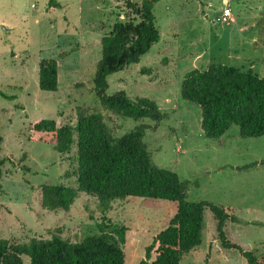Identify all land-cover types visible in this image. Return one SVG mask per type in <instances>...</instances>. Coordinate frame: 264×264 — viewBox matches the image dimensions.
<instances>
[{"label": "rangeland", "instance_id": "rangeland-1", "mask_svg": "<svg viewBox=\"0 0 264 264\" xmlns=\"http://www.w3.org/2000/svg\"><path fill=\"white\" fill-rule=\"evenodd\" d=\"M0 0V239L25 242L58 234L71 243L125 227L124 264H140L145 249L168 225L177 204L130 197L101 212L95 197L80 194L69 211L41 205L43 186H76L77 136L69 152L27 140L28 126L50 119L75 128L79 114L99 113L119 138L146 126L143 143L151 164L186 183L188 202H208L238 218L226 223L228 241L264 264V137L242 138L232 126L219 139L203 137L199 109L180 97L183 76L214 63L264 77V0H160L153 8L160 40L136 64L107 79L106 95L124 91L157 106L160 121L135 122L100 104L94 89L104 31L125 18L126 0ZM140 4L142 0H130ZM32 5L34 6L32 8ZM224 8L231 20L217 19ZM54 59L56 92L38 88V63ZM12 97L13 99H9ZM108 225V221H105ZM155 255H152L151 261ZM29 264L28 258H23ZM180 264H246L238 251L221 247L216 222L204 214L203 243Z\"/></svg>", "mask_w": 264, "mask_h": 264}, {"label": "trees", "instance_id": "trees-1", "mask_svg": "<svg viewBox=\"0 0 264 264\" xmlns=\"http://www.w3.org/2000/svg\"><path fill=\"white\" fill-rule=\"evenodd\" d=\"M159 1L142 0L135 4L126 0L122 7L125 18L116 22L111 30L104 31L100 41V60L93 79L96 95L103 108L135 122L160 121L162 115L155 103L146 98L135 101L124 91L106 95L107 79L138 63L159 42L160 34L153 14ZM58 8L60 5L55 0H49V11ZM57 86L56 60H40L39 90L56 92ZM0 96L5 98L1 92ZM180 97L199 109V126L206 139H219L232 126L239 128L242 138L264 137V77L252 71L244 72L220 63L211 64L204 70H191L183 76ZM146 129L140 125L115 138L99 113L79 114L75 128L58 127L50 119L30 123L27 140L51 145L60 155L69 152L74 133L77 136L76 186H43V208L69 211L80 194L95 197L99 210L104 213L109 211L113 201L130 197L176 203L175 214L146 247L145 259L140 264H180L185 254L202 245L204 214L209 211L216 222L221 247L238 251L246 264H259L251 251L243 250L226 238V223L239 221L235 215L212 203L186 201V183L176 173L151 164L143 143ZM5 161L0 159V172ZM110 226L111 222L103 218L96 225L99 235L78 243H71L58 234L25 242L0 239V264H24V257L28 258L29 264H124L120 245L125 244L127 229L121 227L106 232ZM153 254L155 257L151 261Z\"/></svg>", "mask_w": 264, "mask_h": 264}, {"label": "built area", "instance_id": "built-area-1", "mask_svg": "<svg viewBox=\"0 0 264 264\" xmlns=\"http://www.w3.org/2000/svg\"><path fill=\"white\" fill-rule=\"evenodd\" d=\"M34 6L32 5V8ZM231 20V10L229 8H224L220 14V17L217 19V21L227 24Z\"/></svg>", "mask_w": 264, "mask_h": 264}]
</instances>
